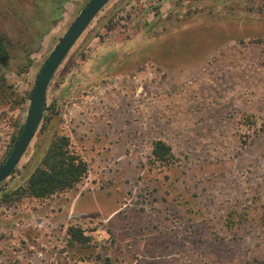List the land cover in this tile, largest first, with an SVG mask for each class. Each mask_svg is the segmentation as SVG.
I'll list each match as a JSON object with an SVG mask.
<instances>
[{"label":"rangeland","instance_id":"374dc122","mask_svg":"<svg viewBox=\"0 0 264 264\" xmlns=\"http://www.w3.org/2000/svg\"><path fill=\"white\" fill-rule=\"evenodd\" d=\"M0 0V167L37 76L90 0ZM58 137L73 190L21 197ZM172 148L156 161L153 143ZM80 227L88 243L70 244ZM0 264H264V0H111L54 76L0 184Z\"/></svg>","mask_w":264,"mask_h":264},{"label":"trees","instance_id":"16d2710c","mask_svg":"<svg viewBox=\"0 0 264 264\" xmlns=\"http://www.w3.org/2000/svg\"><path fill=\"white\" fill-rule=\"evenodd\" d=\"M57 8L52 13L50 26L59 21L62 12V0H57ZM6 43L0 37V53L5 52ZM6 53V52H5ZM7 61H0L5 67ZM47 110V107L45 111ZM156 161L166 162L173 158L172 148L162 140L155 141L152 149ZM89 164L76 153L71 146L70 138L58 137L46 153L42 165L37 167L26 186L21 189V197L45 199L75 189L86 177ZM70 244L88 243L89 237L84 235L80 227L68 230Z\"/></svg>","mask_w":264,"mask_h":264},{"label":"water","instance_id":"95a60500","mask_svg":"<svg viewBox=\"0 0 264 264\" xmlns=\"http://www.w3.org/2000/svg\"><path fill=\"white\" fill-rule=\"evenodd\" d=\"M110 1L90 0L44 63L37 76L21 135L6 161L0 167V184L16 170L35 137L47 107V94L50 84L58 69L84 32Z\"/></svg>","mask_w":264,"mask_h":264},{"label":"flooded vegetation","instance_id":"af4514ba","mask_svg":"<svg viewBox=\"0 0 264 264\" xmlns=\"http://www.w3.org/2000/svg\"><path fill=\"white\" fill-rule=\"evenodd\" d=\"M2 40H3V38H2ZM5 52H6V48H5ZM5 52H1V53H0V61H2V62H4V61L6 62L7 59H8V58L6 57V55H5V54H6ZM5 64H6V63H5Z\"/></svg>","mask_w":264,"mask_h":264}]
</instances>
